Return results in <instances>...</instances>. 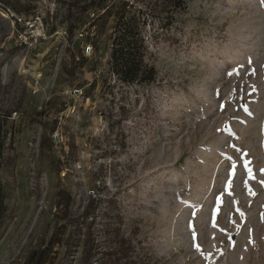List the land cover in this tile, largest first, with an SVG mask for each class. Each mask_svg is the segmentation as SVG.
Segmentation results:
<instances>
[{"label":"rangeland","instance_id":"1","mask_svg":"<svg viewBox=\"0 0 264 264\" xmlns=\"http://www.w3.org/2000/svg\"><path fill=\"white\" fill-rule=\"evenodd\" d=\"M17 1L45 35L0 19V264H264V0H127L146 86L103 84L91 0Z\"/></svg>","mask_w":264,"mask_h":264},{"label":"trees","instance_id":"2","mask_svg":"<svg viewBox=\"0 0 264 264\" xmlns=\"http://www.w3.org/2000/svg\"><path fill=\"white\" fill-rule=\"evenodd\" d=\"M6 6L17 13L29 14L31 7L27 5H14L8 0H1ZM114 1V2H113ZM107 0H91L81 12L87 15L94 14L97 16V23L105 25L110 18L113 19L112 33L109 36L107 51L109 52L108 60V75L102 80L104 85H109L112 79L125 84L146 86L155 81V70L144 63L146 46L142 34L144 20L139 15H132L130 3L127 0H111V5H106ZM8 5H7V4ZM103 13L102 15H100ZM100 15V16H99ZM143 20V21H142ZM94 21V22H95ZM76 29V26L74 27ZM73 32L69 30L68 38L71 39ZM95 47V52L99 46L92 41V47ZM80 63H85L86 59L82 56L78 60ZM91 88L95 87V82ZM2 126L0 124V157L3 148ZM3 189L0 183V215L3 210ZM49 259L48 249H38L33 252L26 264H48Z\"/></svg>","mask_w":264,"mask_h":264},{"label":"built area","instance_id":"3","mask_svg":"<svg viewBox=\"0 0 264 264\" xmlns=\"http://www.w3.org/2000/svg\"><path fill=\"white\" fill-rule=\"evenodd\" d=\"M91 16L95 19L97 18L94 14H91ZM0 19L7 21L10 26L9 33L5 39L6 42L12 43L16 47L27 50L32 49L39 38H43L45 35L43 34L42 17L35 10L27 15L17 13L0 0ZM60 34L66 36V31L63 30ZM93 35V33H90L91 38L88 39L87 32L79 31L77 33V38L86 40L87 45L82 52L84 56H88L92 53ZM41 76L42 74L40 72L36 73L33 77L34 81L39 80ZM74 93L81 95V92L77 90H75ZM16 117L17 113L14 112L10 116V119H15Z\"/></svg>","mask_w":264,"mask_h":264}]
</instances>
